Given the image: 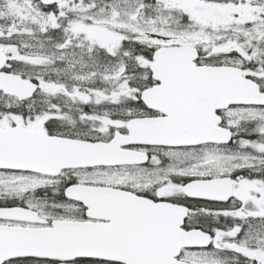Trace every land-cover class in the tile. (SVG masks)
I'll return each mask as SVG.
<instances>
[{
  "label": "snow or ice",
  "instance_id": "obj_1",
  "mask_svg": "<svg viewBox=\"0 0 264 264\" xmlns=\"http://www.w3.org/2000/svg\"><path fill=\"white\" fill-rule=\"evenodd\" d=\"M0 264H264V0H0Z\"/></svg>",
  "mask_w": 264,
  "mask_h": 264
}]
</instances>
